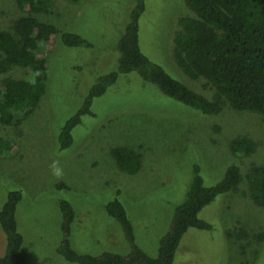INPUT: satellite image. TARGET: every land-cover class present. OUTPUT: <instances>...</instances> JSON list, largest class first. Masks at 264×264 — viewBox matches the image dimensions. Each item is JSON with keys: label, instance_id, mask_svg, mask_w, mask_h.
<instances>
[{"label": "rangeland", "instance_id": "rangeland-1", "mask_svg": "<svg viewBox=\"0 0 264 264\" xmlns=\"http://www.w3.org/2000/svg\"><path fill=\"white\" fill-rule=\"evenodd\" d=\"M135 3L54 0L49 13H39L21 8L16 0H0V30H12L16 19L31 14L93 44L66 46L58 38L47 55L49 78L38 106L0 132V142L12 145L10 151L6 145L0 150V210L10 191H21L16 216L27 252L25 264H78L58 251L62 200H68L76 212L70 238L78 253L129 252L120 223L106 209L118 198L133 223L136 243L155 257L195 165L206 184L212 185L232 163L241 166L244 177L253 165L264 164L263 114L226 108L218 115H206L163 94L136 72L122 74L94 100L93 114L83 115L73 129L71 147L61 149L62 126L98 78L115 68L117 42ZM145 3L139 20L144 53L174 77L206 93L203 81L186 76L174 58L179 19L192 14L185 0ZM28 75V68L15 66L0 77V83L4 77ZM240 136L256 142L250 155L231 150V141ZM118 146L142 153L137 173L118 166L112 155ZM54 161L63 169L61 178L52 174ZM247 191L245 177L238 190L220 194L205 206L199 216L210 229L189 228L173 264H264V240L256 237L264 233V207L255 204ZM5 251L6 235L0 225V255Z\"/></svg>", "mask_w": 264, "mask_h": 264}, {"label": "trees", "instance_id": "trees-1", "mask_svg": "<svg viewBox=\"0 0 264 264\" xmlns=\"http://www.w3.org/2000/svg\"><path fill=\"white\" fill-rule=\"evenodd\" d=\"M16 1L21 8L39 13H49L54 6V0ZM185 3L192 14L179 19L174 58L186 76L203 81L206 93L174 77L144 53L140 46L139 20L146 3L136 0L117 42L119 59L115 68L98 78L83 97L80 107L64 123L59 133L61 149L71 147L73 129L81 123L83 115L93 114L94 100L106 93L122 74L131 72L156 85L163 94L206 115H218L226 108L264 115V0H185ZM58 38L66 46H93L80 34L60 31L31 14L16 19L12 30H0V77L15 66L29 69L28 77H4L0 83V132L4 126L27 117L38 106L49 78L47 55L52 53ZM3 145L10 151L11 143L0 142V150L5 149ZM230 146L234 153L250 155L255 151L256 142L240 136L234 138ZM112 155L118 166L131 174L137 173L142 166V153L132 147H115ZM245 177L251 199L264 207V164L253 165ZM245 177L241 166L232 163L216 183L207 185L199 165H195L192 181L183 201L175 207L155 257L136 243L135 228L118 198L108 202L106 209L120 223L130 245L129 252L78 253L70 238L76 212L68 200H62V239L58 251L69 262L78 264H173L189 228L210 229V224L199 216L201 210L218 195L238 190ZM21 200V191L12 190L0 210V225L6 235V251L0 255V264H25L27 261L24 237L16 216ZM240 235L243 237L246 233ZM256 237L264 240V233Z\"/></svg>", "mask_w": 264, "mask_h": 264}, {"label": "clouds", "instance_id": "clouds-1", "mask_svg": "<svg viewBox=\"0 0 264 264\" xmlns=\"http://www.w3.org/2000/svg\"><path fill=\"white\" fill-rule=\"evenodd\" d=\"M52 174L57 178H61L64 174L63 169L59 166L57 161H54L51 165Z\"/></svg>", "mask_w": 264, "mask_h": 264}]
</instances>
